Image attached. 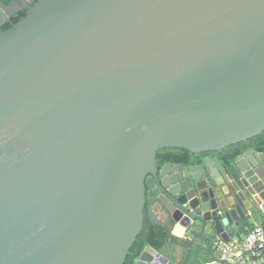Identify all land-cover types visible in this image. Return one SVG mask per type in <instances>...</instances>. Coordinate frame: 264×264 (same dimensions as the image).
<instances>
[{"label":"water","instance_id":"95a60500","mask_svg":"<svg viewBox=\"0 0 264 264\" xmlns=\"http://www.w3.org/2000/svg\"><path fill=\"white\" fill-rule=\"evenodd\" d=\"M263 131L264 0L0 1V264H123L146 204L220 261L264 151L210 154ZM164 148L208 156L158 169Z\"/></svg>","mask_w":264,"mask_h":264},{"label":"trees","instance_id":"16d2710c","mask_svg":"<svg viewBox=\"0 0 264 264\" xmlns=\"http://www.w3.org/2000/svg\"><path fill=\"white\" fill-rule=\"evenodd\" d=\"M4 4H9L12 0H0ZM24 16V10L20 11L15 18H11L3 27V30L8 29L13 23L17 22L20 17ZM246 149H256L257 151H264V131L256 137H253L246 142H241L236 145L229 146L228 148L220 151L217 155L223 160H231L242 151ZM188 151L178 148L163 149L157 153V157L163 161L173 158V161H181V159L188 157ZM166 155H169L165 159ZM151 246L158 252L168 257L173 264H201L209 256L210 250H204L206 255L198 256L200 246L196 245L194 241L187 238H178L170 235V233L154 224L148 219L145 220L142 231L137 235L133 245L130 247L129 252L123 264H133L134 258L142 251L145 246ZM180 246L183 249V257L176 258L175 249ZM209 253V254H208Z\"/></svg>","mask_w":264,"mask_h":264},{"label":"built area","instance_id":"2783aa9c","mask_svg":"<svg viewBox=\"0 0 264 264\" xmlns=\"http://www.w3.org/2000/svg\"><path fill=\"white\" fill-rule=\"evenodd\" d=\"M220 261L212 264H264V227L249 228L239 237L216 242Z\"/></svg>","mask_w":264,"mask_h":264},{"label":"crops","instance_id":"0c3cea01","mask_svg":"<svg viewBox=\"0 0 264 264\" xmlns=\"http://www.w3.org/2000/svg\"><path fill=\"white\" fill-rule=\"evenodd\" d=\"M252 222H254V223L258 222V223L254 224ZM252 222L247 226V229L244 232H246L249 228L256 226V225H260V226L264 227V213L263 214L260 213L259 216H256L253 219ZM244 232H242V233L240 232V235L243 234ZM170 235L176 236L178 238H187V239L194 241L195 243L200 244V245H202L205 248L210 250L209 244L206 241H204L200 236H188L186 233V227L184 226V224H181V223L175 224L174 228L170 232ZM234 237H236V236H234ZM234 237H231V238H234ZM183 252H184L183 249L180 246H178L175 249L176 258H182L184 256ZM208 257L211 259V262L209 260V262H204L201 264H211L214 260L212 258V254H211V256L208 255ZM168 260H169V262L167 264H173L169 258H168Z\"/></svg>","mask_w":264,"mask_h":264},{"label":"flooded vegetation","instance_id":"af4514ba","mask_svg":"<svg viewBox=\"0 0 264 264\" xmlns=\"http://www.w3.org/2000/svg\"><path fill=\"white\" fill-rule=\"evenodd\" d=\"M17 2H20L21 0H15ZM23 11V10H22ZM164 149H168V148H164ZM173 149V148H172ZM163 150V149H161ZM161 150H159L158 152H160ZM157 152V153H158ZM189 153V152H188ZM218 153H211L210 156L212 157H215L217 156L220 160L222 161H230V160H223L221 159L218 155ZM208 155L206 154H192V153H189L188 154V157L186 158H183L181 159V161H173V158H169L168 160H163L161 161L157 155H156V162H157V167L158 169H161L163 166L165 165H174V164H179L181 166H191V165H196V164H199V163H202L203 160L205 159V157H207ZM169 157V155H166L165 159H167ZM150 192L147 190L146 191V198H148L150 196ZM148 205L146 204V211H145V220L148 219L149 220V216H148ZM150 221V220H149ZM250 223H243L241 228H239V231L242 233L244 232L246 229H247V226L249 225ZM170 233V232H169ZM187 233V232H186ZM188 235V234H187ZM189 236V235H188ZM197 236H200L199 234H197ZM201 237V236H200Z\"/></svg>","mask_w":264,"mask_h":264},{"label":"rangeland","instance_id":"374dc122","mask_svg":"<svg viewBox=\"0 0 264 264\" xmlns=\"http://www.w3.org/2000/svg\"><path fill=\"white\" fill-rule=\"evenodd\" d=\"M260 212H261V214H263L264 213V208L263 209H261L260 210ZM253 220L251 219V220H249V223H251ZM252 223H254V222H252ZM256 223H258V222H255L254 224H256ZM196 245L198 246H200V251L198 252V256H200V257H202L203 256V254L204 255H206V252L204 251V250H207V248H205L204 246H202V245H200V244H197L196 243ZM209 250V249H208ZM209 254V253H208ZM207 256V255H206ZM209 260H210V262H211V259L210 258H207L206 260H205V262H209Z\"/></svg>","mask_w":264,"mask_h":264}]
</instances>
